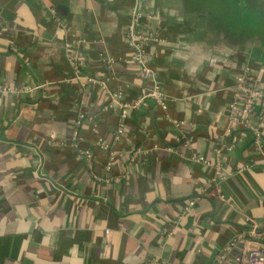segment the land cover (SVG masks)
<instances>
[{"label": "crops", "instance_id": "obj_1", "mask_svg": "<svg viewBox=\"0 0 264 264\" xmlns=\"http://www.w3.org/2000/svg\"><path fill=\"white\" fill-rule=\"evenodd\" d=\"M135 10L164 107L143 98ZM247 67L264 83V0H0V264H212L231 243L237 264L263 245L264 129L261 147L229 131Z\"/></svg>", "mask_w": 264, "mask_h": 264}, {"label": "built area", "instance_id": "obj_2", "mask_svg": "<svg viewBox=\"0 0 264 264\" xmlns=\"http://www.w3.org/2000/svg\"><path fill=\"white\" fill-rule=\"evenodd\" d=\"M151 16H146L135 10L131 17L130 27L127 33L128 43L133 51V62L137 65L143 79L150 84V88L143 94V98H152L157 104L165 106V95L160 90L155 74L149 66L148 55L145 47L148 44L158 41L159 34L154 31L149 23ZM72 66L75 70L80 67V55L77 51L72 56ZM2 91L11 89L1 88ZM113 101L117 102L120 93L113 94ZM111 106L105 107L108 110ZM129 109V105H124ZM85 118L84 114L80 116V122ZM229 131H245L253 134L257 147L262 146L263 129H264V83L260 82L255 76L253 70L245 68L235 77V95L230 104L229 111ZM178 126L180 124H177ZM78 140V133L75 134ZM79 156L84 160L88 168H92L94 157L90 150L78 148ZM198 162L204 161L203 158H197ZM194 201H190L185 210L193 207ZM223 248L214 258L212 264H226L230 259L231 248ZM237 264H264V244L252 250H245L244 253L234 258Z\"/></svg>", "mask_w": 264, "mask_h": 264}]
</instances>
